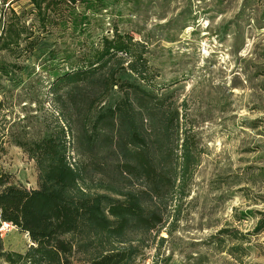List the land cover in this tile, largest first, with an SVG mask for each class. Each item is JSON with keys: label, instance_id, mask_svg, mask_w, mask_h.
I'll use <instances>...</instances> for the list:
<instances>
[{"label": "rangeland", "instance_id": "obj_1", "mask_svg": "<svg viewBox=\"0 0 264 264\" xmlns=\"http://www.w3.org/2000/svg\"><path fill=\"white\" fill-rule=\"evenodd\" d=\"M46 12L47 31L31 56L0 49V135L25 118L42 129L53 115L45 97L51 80L92 56L102 38H131L154 92L178 109L202 151L184 191L161 208L164 228L131 236L141 252L135 264H264V231L255 232L264 218V0L63 1ZM10 22L38 32L30 0H0V36ZM118 72L120 84L134 81ZM121 97L113 86L100 103ZM0 174L37 188L34 162L11 144ZM0 239L5 251L30 245L14 227Z\"/></svg>", "mask_w": 264, "mask_h": 264}, {"label": "trees", "instance_id": "obj_2", "mask_svg": "<svg viewBox=\"0 0 264 264\" xmlns=\"http://www.w3.org/2000/svg\"><path fill=\"white\" fill-rule=\"evenodd\" d=\"M63 1L73 6L93 0H30L38 32L10 22L0 49L31 56L49 25L47 7ZM118 37L102 38L92 56L51 80L45 97L53 115L42 129L25 118L0 135V155L11 144L37 171L36 189L0 174V224L30 241L18 253L5 251L0 239L3 263L135 264L141 252L131 236L164 228L161 208L184 191L198 167L202 151L178 109L154 92L139 43ZM118 71L134 81L120 84ZM113 86L122 97L101 105ZM70 152L78 158L74 163ZM94 176L101 178L91 184ZM258 222L257 234L264 218Z\"/></svg>", "mask_w": 264, "mask_h": 264}, {"label": "built area", "instance_id": "obj_3", "mask_svg": "<svg viewBox=\"0 0 264 264\" xmlns=\"http://www.w3.org/2000/svg\"><path fill=\"white\" fill-rule=\"evenodd\" d=\"M11 228L12 226L6 224V223H2V227L0 228V235L2 236L4 231H7L8 228Z\"/></svg>", "mask_w": 264, "mask_h": 264}]
</instances>
